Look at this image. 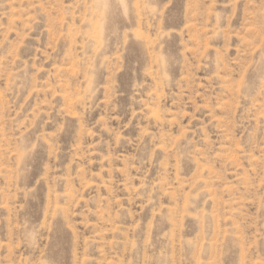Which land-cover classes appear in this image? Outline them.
I'll return each mask as SVG.
<instances>
[{
    "label": "rangeland",
    "instance_id": "rangeland-1",
    "mask_svg": "<svg viewBox=\"0 0 264 264\" xmlns=\"http://www.w3.org/2000/svg\"><path fill=\"white\" fill-rule=\"evenodd\" d=\"M0 264H264V0H0Z\"/></svg>",
    "mask_w": 264,
    "mask_h": 264
},
{
    "label": "bare ground",
    "instance_id": "bare-ground-1",
    "mask_svg": "<svg viewBox=\"0 0 264 264\" xmlns=\"http://www.w3.org/2000/svg\"><path fill=\"white\" fill-rule=\"evenodd\" d=\"M98 1L100 2V1H102V0H98ZM103 3H104V1H103ZM98 4H99V3H98Z\"/></svg>",
    "mask_w": 264,
    "mask_h": 264
}]
</instances>
